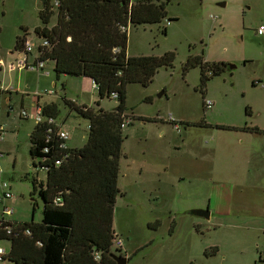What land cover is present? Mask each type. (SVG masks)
<instances>
[{"label": "rangeland", "instance_id": "1", "mask_svg": "<svg viewBox=\"0 0 264 264\" xmlns=\"http://www.w3.org/2000/svg\"><path fill=\"white\" fill-rule=\"evenodd\" d=\"M159 1L168 2L166 19L127 31V55L174 52L175 59L172 68L158 70L148 87H126V112L133 119L122 131L121 194L113 217L114 230L123 240L121 252L129 258L127 264H264V233L248 230L243 215L223 218V183L239 193L235 185L246 181L244 193L260 196L245 201L249 211H264V35L256 34L264 25V0ZM41 9L42 0H0V58L10 64L20 58L15 38L25 29L33 46L28 60L38 57L43 39L34 30L42 26ZM55 23L53 15L48 27ZM189 55L226 63L227 68L201 88L200 68L182 69ZM82 79L68 77V88L61 90L59 84L57 93L66 90L69 101L79 95V101L93 105L97 92L80 90ZM205 101L212 103L208 110ZM115 104L100 101L105 110ZM60 107L57 120L70 132L67 145L82 146L87 121L64 102ZM21 111L17 107L8 116L0 114L6 131L0 143V183L13 194L7 202L14 209L12 219L40 222L43 203L33 181L45 183L46 172L32 165L28 133L33 122L23 119ZM193 209L209 211V218L191 215ZM0 248L7 251L9 244L2 241Z\"/></svg>", "mask_w": 264, "mask_h": 264}, {"label": "trees", "instance_id": "2", "mask_svg": "<svg viewBox=\"0 0 264 264\" xmlns=\"http://www.w3.org/2000/svg\"><path fill=\"white\" fill-rule=\"evenodd\" d=\"M55 1L56 7L51 0H43L38 12L42 26L34 32L46 45L38 47L37 61L53 62L55 80L90 79L98 100L90 107L64 100L70 111L88 122L86 142L80 148H68L54 125L46 122L36 124L29 134L32 165L46 172L45 183L33 181V189L43 203L42 219L23 223L14 219L0 221V242L9 244L0 263L118 264L111 256H125L113 247L118 236L113 226L114 207L121 194L119 157L124 136L120 124L123 118L133 119L126 112V87H148L158 70L172 68L175 59L174 52L161 56L127 55V31L129 26L161 23L168 17V2ZM53 15L56 23L48 27ZM26 33L25 29L24 34L16 36L14 51L28 56L24 48ZM195 67L200 68L202 88L211 77L224 72L227 64L203 62L202 56L189 55L182 69L187 72ZM104 99L114 100L115 109H102L100 101ZM41 109L46 119L55 120L59 115L55 104ZM216 127L225 131L246 130ZM158 226L156 221L154 227Z\"/></svg>", "mask_w": 264, "mask_h": 264}, {"label": "crops", "instance_id": "3", "mask_svg": "<svg viewBox=\"0 0 264 264\" xmlns=\"http://www.w3.org/2000/svg\"><path fill=\"white\" fill-rule=\"evenodd\" d=\"M223 4V3H220ZM220 6V5H219ZM259 35V36H263ZM32 55V49L29 53V55ZM20 58L23 57V54H20ZM20 58H17L14 60L16 62ZM27 61L34 63L37 61V57H33V59L28 60L27 56ZM12 61L8 62L7 59H2L0 58V114L2 111L6 112V115H9L10 110H16L17 107H19L22 110H28L26 111L29 115H31L28 118H23V119H31L33 122L32 129L28 133L29 134L32 132L34 127L36 126V122L34 120V114L36 112L37 107H42L45 105H50V104H55L59 107V113L60 111V106L61 103L64 102V100L69 101L67 99L65 92L63 93H57L56 88L57 85L60 84V89L64 90V88H68V81L67 79L60 78L59 80L54 79L55 77L53 76V62L51 64H47L44 62V71L45 69H48L50 71L48 74H45L44 71H27V70H11L10 66ZM71 84V83H70ZM89 88L90 90H94L96 92V88L93 84V82L88 79V78H83L81 80V85L79 87L80 90H85V88ZM51 89H54L53 91ZM39 93V94H38ZM38 94V95H37ZM78 99V100H77ZM76 100L70 101L74 103L76 106H93L91 104L85 103L84 101H79V95L77 96ZM96 102V101H95ZM101 107V106H100ZM102 108V107H101ZM103 109V108H102ZM68 114V113H67ZM85 120V119H84ZM142 122L144 121L143 119L141 120ZM64 121H58L57 118L55 119L54 127L56 129H59L60 131H65L68 133L69 137L67 141L70 138V132L64 127ZM1 126V125H0ZM87 131H88V122H87ZM87 131H86V138H87ZM6 135V134H5ZM85 138V142H86ZM5 141L4 140L2 142ZM66 141V146L68 148H80V147H71L67 145ZM226 141L223 138V144L228 145ZM1 143V142H0ZM224 154V152H223ZM1 155V153H0ZM224 158V155H223ZM1 174V171H0ZM259 185L260 182L257 181ZM248 183L246 181H240L236 186V189H239V193H235L237 190L233 191L230 188V191L226 189V184L223 183V218H228L230 219L231 215L233 213L238 214L240 217L243 215L245 217V226L248 230H252L254 232L264 233V211L261 209H250L246 204V200H258L260 199V196H255V197H249L248 194H245L246 190V185ZM234 198V201H232ZM237 217V216H236ZM13 218V217H12ZM17 220V219H14ZM18 221V220H17ZM8 251V250H7ZM6 251V252H7Z\"/></svg>", "mask_w": 264, "mask_h": 264}, {"label": "built area", "instance_id": "4", "mask_svg": "<svg viewBox=\"0 0 264 264\" xmlns=\"http://www.w3.org/2000/svg\"><path fill=\"white\" fill-rule=\"evenodd\" d=\"M52 4L54 7L58 6V2L55 0L53 1ZM213 20H214V18H213ZM256 34H258V35L264 34V25H260L258 27ZM42 44L46 45V42L43 41ZM32 47H33L32 44L29 43L28 41H26L24 43V48L27 52L30 53ZM44 67H45L44 62H42V61H36L34 63L28 62L26 55H23V57H21V59H19L15 63L11 64V66H10L11 70H18V71L27 70V71H41V72L44 71ZM44 73L48 74L46 71H44ZM211 106H212L211 102H209V101L204 102V109L205 110L210 109ZM20 116L22 118H28L31 115H29L25 110H22L20 112ZM33 117H34L36 124L46 122L48 124L54 125V123H55V120L52 118H48V119L44 118V116L42 115L41 107H37L36 112H35ZM168 121L170 123H172L176 129L179 130V127H178L176 121H174L170 116L168 118ZM131 124H132L131 118H123L121 121V124H120V128L124 129V128L130 126ZM56 131H57V135L59 136V138H61L63 141L66 142L68 137H69L68 133L65 131H60L59 129H57ZM5 132H6L5 128L3 126H0V142H2L4 140V137L6 134ZM0 191H1V193H0V221L12 219L13 214H14V209L12 206L7 204V202L13 198V194L9 190H7V184L6 183H0ZM122 246H123V240L119 236H117L113 242V247L115 249L121 250ZM5 253H6V251L3 250L2 248H0V258L3 255H5Z\"/></svg>", "mask_w": 264, "mask_h": 264}, {"label": "water", "instance_id": "5", "mask_svg": "<svg viewBox=\"0 0 264 264\" xmlns=\"http://www.w3.org/2000/svg\"><path fill=\"white\" fill-rule=\"evenodd\" d=\"M219 5L220 6H223L224 4H219ZM228 67H229V69H233L234 68V66L233 65H230V64H228ZM190 214L191 215H194V216H198V217H204L206 219L209 218V211H207V210L204 211V210H201V209H193V210L190 211ZM111 257L118 264H127V258H126V256H122V255L120 256V255H117V254H112Z\"/></svg>", "mask_w": 264, "mask_h": 264}, {"label": "flooded vegetation", "instance_id": "6", "mask_svg": "<svg viewBox=\"0 0 264 264\" xmlns=\"http://www.w3.org/2000/svg\"><path fill=\"white\" fill-rule=\"evenodd\" d=\"M202 124H203V123H201V124L199 123L198 125H202Z\"/></svg>", "mask_w": 264, "mask_h": 264}]
</instances>
